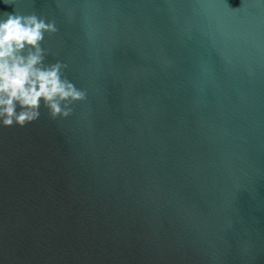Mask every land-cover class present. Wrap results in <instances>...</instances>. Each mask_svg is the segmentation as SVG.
<instances>
[{
  "label": "water",
  "instance_id": "95a60500",
  "mask_svg": "<svg viewBox=\"0 0 264 264\" xmlns=\"http://www.w3.org/2000/svg\"><path fill=\"white\" fill-rule=\"evenodd\" d=\"M9 3L86 98L0 128V264H264V5Z\"/></svg>",
  "mask_w": 264,
  "mask_h": 264
},
{
  "label": "clouds",
  "instance_id": "9594fccd",
  "mask_svg": "<svg viewBox=\"0 0 264 264\" xmlns=\"http://www.w3.org/2000/svg\"><path fill=\"white\" fill-rule=\"evenodd\" d=\"M57 31L54 19L35 12H0V128H23L42 110L53 120L66 118L85 100V90L67 74L68 64L46 45Z\"/></svg>",
  "mask_w": 264,
  "mask_h": 264
}]
</instances>
